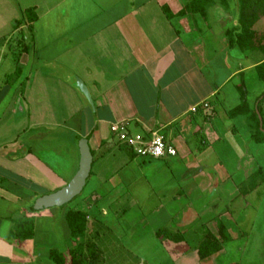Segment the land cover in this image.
Returning <instances> with one entry per match:
<instances>
[{"label": "crops", "instance_id": "obj_1", "mask_svg": "<svg viewBox=\"0 0 264 264\" xmlns=\"http://www.w3.org/2000/svg\"><path fill=\"white\" fill-rule=\"evenodd\" d=\"M192 1L0 0V264H54L51 250L89 242L70 237L67 208L30 210L75 174L77 137L89 138L93 162L87 194L70 209L86 212L87 228L101 221L119 230L117 203L140 210L136 195L144 187V200L157 203L146 218L139 215L152 240L177 252L171 258L181 264L205 263L231 241L248 239V209L257 212L252 232L262 226L264 185H247L264 171V143L252 140L247 115L230 112L240 104L243 80L250 109L259 106L264 118V84L255 70L264 57L228 45L236 0H207L204 16L182 15ZM26 10L37 16L31 31ZM253 28L264 32V16ZM119 122L146 138L164 135L177 155H133L110 132ZM25 216L35 219L34 237L19 242L10 232ZM219 221L231 241L200 260L196 248L209 234L219 238ZM162 226L168 238L156 237Z\"/></svg>", "mask_w": 264, "mask_h": 264}, {"label": "trees", "instance_id": "obj_2", "mask_svg": "<svg viewBox=\"0 0 264 264\" xmlns=\"http://www.w3.org/2000/svg\"><path fill=\"white\" fill-rule=\"evenodd\" d=\"M207 0H193L181 12L200 13L203 16L206 13L205 4ZM237 1V23L227 31L226 36L230 48L238 47L242 51L258 52L264 57V32L254 30L255 23L264 16V0H236ZM167 12L168 17L171 14ZM24 19L29 23V30H32L31 24L37 19L33 10L23 12ZM258 79L264 84V60L255 66ZM240 95V104L230 112V116L247 115L250 121L251 138L257 143H264V118L260 107L257 110L250 109L247 101V91L243 80L237 86ZM264 97V93L260 98ZM258 98L257 101H260ZM259 115L262 117L261 123ZM134 155V154H133ZM91 175V173H90ZM264 185V171L258 170L250 177L247 186L252 190ZM75 199V198H74ZM32 208V206H31ZM33 212V211H32ZM87 214L81 210L69 209L65 213V222L72 240L79 241L86 234L88 218ZM35 219L33 216H25L19 220L13 221L10 238L23 242L34 237ZM166 233L168 238L170 234L166 230L156 232L157 237ZM218 236L209 234L201 240L196 248L200 260H205L218 252L221 243L231 241L224 225L218 222ZM49 257L54 264H98L101 260V253L97 245L93 242H78L76 247L67 249L65 252L51 250Z\"/></svg>", "mask_w": 264, "mask_h": 264}, {"label": "rangeland", "instance_id": "obj_3", "mask_svg": "<svg viewBox=\"0 0 264 264\" xmlns=\"http://www.w3.org/2000/svg\"><path fill=\"white\" fill-rule=\"evenodd\" d=\"M115 139L118 142L116 137ZM49 141L52 140L48 139L46 142ZM95 170H97L96 162L94 163L93 171ZM70 180V178H67L66 182L60 186V188L66 185ZM87 191V187L84 188V191L68 206H66V208L68 210L70 208H74V206L77 204V200L81 197H85ZM139 193L140 194H137L136 196L140 198V202H138L140 204H138V206H140V210L136 209L137 207L133 202H127L130 204L128 206L129 208L133 207L134 213H128L130 212V209L127 210L128 207H125L126 202L119 201L117 203L119 208L121 207V213L123 211V216L120 220V222H122V227H120L119 230H117V228L111 223L105 227L103 223L99 221V223H95L94 228L92 227V224L89 223L85 237L87 241L95 243L101 253V260L98 264H181V259L179 260L171 258V255L176 254L177 252H170L171 250L162 249L159 247V245H163L160 241L159 243L156 240H152L151 236L153 233L150 232L151 226L148 224V220L145 218L148 215L150 204L157 202L152 201V199L150 201L144 200L145 196L148 195V190H146V187H144L143 191ZM62 210H65V208ZM139 211L144 214L145 218L142 217V215H139ZM246 216L251 221V224L246 226V229L248 228V239L245 241H231L225 246L227 250L225 254H221L219 257L210 259L205 263L198 264H264V216L261 215L258 217L259 221L261 218H263L261 220L263 224L262 226L255 227L254 232H252V223L255 220V217H257V212H253L248 209ZM160 230H166V227L162 226ZM161 237L165 238L166 233L164 232ZM137 243H141L142 246L130 249L129 245L136 246ZM187 243L188 246L193 244L191 241H188ZM189 258L190 261L194 259H191L190 256Z\"/></svg>", "mask_w": 264, "mask_h": 264}, {"label": "water", "instance_id": "obj_4", "mask_svg": "<svg viewBox=\"0 0 264 264\" xmlns=\"http://www.w3.org/2000/svg\"><path fill=\"white\" fill-rule=\"evenodd\" d=\"M76 87L93 107L90 94L81 80L76 79ZM258 116L261 123L262 117L259 115V113ZM76 143L79 153V162L75 174L71 180L59 190L36 198L33 201L32 208L30 209L31 212L33 211L36 213L52 208L62 210L66 208V206H68L74 200V198L83 192L92 170L93 156L88 137H77Z\"/></svg>", "mask_w": 264, "mask_h": 264}, {"label": "built area", "instance_id": "obj_5", "mask_svg": "<svg viewBox=\"0 0 264 264\" xmlns=\"http://www.w3.org/2000/svg\"><path fill=\"white\" fill-rule=\"evenodd\" d=\"M204 108L207 104H202ZM192 108V112L196 111ZM110 132L117 138L118 142L128 151L140 158L164 159L177 155V150L172 146L164 135L154 132L150 137L131 133L127 122L114 123L110 126Z\"/></svg>", "mask_w": 264, "mask_h": 264}]
</instances>
